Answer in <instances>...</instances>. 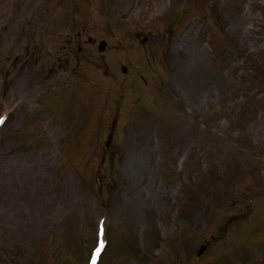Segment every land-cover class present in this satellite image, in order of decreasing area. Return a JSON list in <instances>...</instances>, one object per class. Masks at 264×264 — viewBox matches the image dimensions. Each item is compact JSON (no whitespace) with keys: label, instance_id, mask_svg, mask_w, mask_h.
I'll return each instance as SVG.
<instances>
[{"label":"rangeland","instance_id":"rangeland-1","mask_svg":"<svg viewBox=\"0 0 264 264\" xmlns=\"http://www.w3.org/2000/svg\"><path fill=\"white\" fill-rule=\"evenodd\" d=\"M4 112L0 264H264V0H0Z\"/></svg>","mask_w":264,"mask_h":264},{"label":"bare ground","instance_id":"bare-ground-1","mask_svg":"<svg viewBox=\"0 0 264 264\" xmlns=\"http://www.w3.org/2000/svg\"><path fill=\"white\" fill-rule=\"evenodd\" d=\"M146 10H148V9H146ZM133 165L132 166H134L135 168L134 169H137V167H139V166H141V168H142V166H144L146 163L144 162V163H142L141 162V159L138 161V160H135L134 158H133Z\"/></svg>","mask_w":264,"mask_h":264},{"label":"snow or ice","instance_id":"snow-or-ice-1","mask_svg":"<svg viewBox=\"0 0 264 264\" xmlns=\"http://www.w3.org/2000/svg\"><path fill=\"white\" fill-rule=\"evenodd\" d=\"M2 119H3V118H2V117H0V122H2ZM97 252H99V248L97 249Z\"/></svg>","mask_w":264,"mask_h":264}]
</instances>
